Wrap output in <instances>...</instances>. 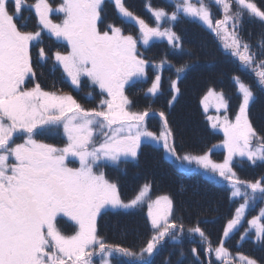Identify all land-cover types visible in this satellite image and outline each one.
<instances>
[{"label":"snow or ice","instance_id":"obj_1","mask_svg":"<svg viewBox=\"0 0 264 264\" xmlns=\"http://www.w3.org/2000/svg\"><path fill=\"white\" fill-rule=\"evenodd\" d=\"M113 2L123 23L138 26V37L125 35L114 24L101 29L105 0H62L56 8L49 0H35L28 7L34 10L38 31L17 26L25 0H0V264H94L96 257L100 264H112L110 258L114 256L151 264L165 238L180 243L185 226L172 220L173 201L167 195L148 203L153 234L139 253L107 244L98 235V217L108 211L128 214L143 205L150 189V185H144L133 199L125 202L117 185L100 169L136 161L145 143L162 148L166 156L181 163H195L206 175L212 174L210 180L222 178L231 188V198L243 199L224 227V238L241 225L246 209L258 200L264 201V182L242 181L233 171L235 157L246 158L252 164L264 162V136L257 133L249 119L256 97L239 77L233 78L239 93L234 120L227 115L229 104L222 92L210 88L201 101L207 111L205 102L211 97L217 111L223 109L226 113L222 118L209 117L214 121L212 128L224 133L227 155L221 163L207 153L177 155L175 136L165 113H159V132L151 131L147 127L149 111H131V101L124 94L125 85L146 78L149 61L138 52V44L148 46L152 40L166 39L174 51H183L180 37L171 27L161 30L162 21L172 24L181 14L199 21L213 33L225 53L237 60L242 70L251 72L264 91V60H257V54L239 34L246 14L264 23V11L251 0H211L223 16L214 22L205 0H177L171 14L147 5L156 23L152 27L129 11L123 0ZM53 13L62 14L59 23L51 18ZM43 31L66 43V52L53 54L51 70L62 68L64 77L76 90L84 78L91 87L98 88L99 95L105 98L95 107L86 108L69 94L46 91L37 82L31 49L40 43ZM258 47L264 51V39L258 41ZM37 55V64H47L49 56L44 48H39ZM166 62L161 61L160 66ZM186 67L176 68L177 78ZM160 81L161 76L156 75L146 95L155 97ZM171 89L179 92L177 81H172ZM175 98L173 95L172 100ZM86 99L91 101L92 94ZM61 130L63 147L37 139ZM18 138L22 142L17 143ZM70 163H78V167H70ZM61 222L70 223L74 231L65 234L59 227ZM248 224L255 230L256 242H264V209ZM187 232L198 235L201 243L207 245L206 256L214 253L219 264H232L223 240L213 248L199 226L188 228ZM192 252L199 262L196 249ZM239 259L244 264H256L244 256Z\"/></svg>","mask_w":264,"mask_h":264},{"label":"rangeland","instance_id":"obj_2","mask_svg":"<svg viewBox=\"0 0 264 264\" xmlns=\"http://www.w3.org/2000/svg\"><path fill=\"white\" fill-rule=\"evenodd\" d=\"M61 2L62 0H49V3L53 6V8L58 7ZM176 2L177 0H132L131 5L134 7H132L133 9L128 8V10L131 11L135 16L139 17L140 19H143L147 24H149V26L155 27L156 23L154 21L151 12L148 10L147 5L150 4L153 9H164L166 12L171 14L173 11H175ZM195 2L196 0H193V3ZM33 3H35V0H25V7L22 9L20 17L16 20L17 26L21 27L22 30L25 31L39 30L35 13L34 14L32 13L34 12V10L28 7ZM205 3L208 4V6L210 7L214 22L215 20L223 18L221 10L214 3H212L211 0H205ZM10 9H11V2H10ZM25 10H30V12ZM233 10L235 11V5L233 6ZM101 15H102L103 23L100 25V27L102 30L106 27V25L114 24L117 27H121L125 35H132L134 37L139 36L138 26H134L132 24L124 25V23L122 22L121 18L118 15L113 0H105L104 10ZM51 18L53 19L54 22L59 23L63 17L62 14L53 13ZM250 19L258 20V19L250 18L246 14L244 16L243 21L246 22ZM168 27H171L172 31H174L179 37L180 35L178 33V29L187 27L191 30V33L194 36H192V39L190 41L186 39L184 41L180 37L183 47L182 52L179 50L174 51L171 48V46L167 43L166 39L152 40L150 41L148 46L138 44V52L141 54L142 58L149 61V64L145 69L146 78L135 80L125 85L124 94L131 101V105H130L131 111H144V110L149 111L150 115L147 118V127L151 131L157 133L159 132L162 124L159 117V113L160 112L165 113V116L167 117V120L169 122V126L173 130L175 136V146H176L177 155L181 157L186 153H190L191 155H204L202 154L201 151L210 144L209 133L207 131L209 129L206 126H210L211 130L219 133L221 137L220 138L217 135L218 136V138H216L217 145L216 146L214 145L210 151V152H213L214 150L216 151L212 160L217 163H221L223 162L225 156L227 155V152L223 147L224 133L219 128L217 129L212 128L211 125L214 121H210L209 117L215 118L219 116L222 118L226 113L223 109L217 111L216 101L211 97L208 99V101L205 102L208 106L207 111H205L204 104H202L201 101L203 100L204 96L208 93V90L210 88L214 89L216 92H222L229 104L227 115L229 119L234 120L235 113L237 112L239 107V93L233 78L234 77H239L240 79L242 78V75L237 74L238 70H242L241 66L239 65V62L234 58H232L230 55L229 57L226 56L220 40L216 38L213 33L207 30L199 21H194L185 18L181 14V18L172 24H169L166 20L161 22V30ZM244 34L247 43L250 42V39H248V37H250L251 34L248 32H244ZM197 35L201 36L202 38H204L203 36L210 35L211 39L215 42H211L209 40L201 41L196 37ZM215 45L218 46V48L215 47L216 48L215 49L214 48ZM41 47L45 49L46 53L49 56V60L47 64H44L43 66L37 64V59H38L37 54L39 48ZM56 51L66 52L67 51L66 43L58 42L56 38L50 36L47 33V31L41 32L40 43L32 47L31 49L33 65L37 72V82H39L41 84V87L46 91H57L58 93L61 94H69L72 95L75 99H77V101L80 102L84 107L86 108L95 107L99 103V100L105 97H99L100 96L99 89L91 87L89 81L86 78L82 79L79 90H76L70 85V81H68L65 77L62 78L65 82L62 80L58 81L56 74L54 76L48 74V71L46 70L45 66L49 64H53L52 56ZM165 60L167 62L164 63L163 66L161 67L160 66L161 61H165ZM226 61H230V64H226ZM212 63H215L213 64V67L215 69L217 68L221 70V71L219 70L218 78H216V74L211 75L212 72L210 71H212L211 70ZM185 65L187 66L186 70L179 75V78H177L176 68ZM56 70L57 72L58 71L63 72L62 68L59 67H57L55 71ZM156 75L161 76L160 90L155 97H152L150 95H146V93H147V89L151 87L152 81L155 79ZM210 78H216V80ZM174 80L177 81V87L179 88L178 93H173L171 89V83ZM243 82L248 84L246 80ZM209 83H211V86ZM31 86H32V82L29 81L28 87ZM249 86L252 88L255 94L256 91L253 89L251 85ZM93 90L98 92L93 93ZM89 93H91L93 97L91 101L85 100V96H87ZM196 94H197L196 97L197 105L194 101ZM173 95H175L176 97L174 101L172 100ZM255 97L256 99L251 104L249 109V119L253 127L256 129L257 133L262 136L261 133H264V112H259L260 111L259 109L257 110V108H259V106L257 107V105L262 99L259 98L256 94ZM169 101H172L171 105L169 104ZM193 102L195 103V107H196L195 111L197 109L196 112L197 119L201 121L200 125L202 126L200 133L197 135L198 136L197 138L201 143L200 145H196L195 146L196 148L188 151V149H190L191 146L190 145L188 146L189 143L186 141L187 139L185 140V138L186 137L189 138L190 134H187L188 133L187 131H189L190 129L192 130L193 127L192 128H189L190 126L187 127L184 122L180 126L176 124V120L174 119L179 118L180 116L183 119L188 115L187 118L189 120H192L193 113H192V109H190V106L193 104ZM253 104L255 107H257L255 113L251 110ZM259 105L263 106V111H264L263 103H260ZM180 107H184V108H181L179 110ZM259 114L263 118H261ZM37 139H40L46 143L53 144L55 146L59 144L61 145V147H63L65 143V140L62 135V130L54 135L39 136L37 137ZM16 142L17 143L22 142V138H18ZM145 144L144 147H142L139 150L138 158L136 160V163L139 166V170H137L136 173L142 170L145 171L147 169L148 162H152V165H154L156 168L159 169L170 168V172L172 171V168L174 166H177L179 170H188L190 169L191 166L197 167L195 163L192 164H188L187 162L181 163V161L179 160H175L172 157L166 156L162 148L157 149L152 145H149L147 143ZM164 158L167 161L164 160ZM235 163H238L236 165L237 171L235 170L234 167H233V171L236 173L237 177H239L240 180L246 182H255L257 180H261L262 182H264V162H257L256 164H252L246 158L241 159L239 157H235L233 161V166ZM186 164L189 165V168L186 166ZM130 165H131L130 162L129 163L127 162V164H124V162H122L119 164L118 167L105 166L102 169H100L105 173L106 178L110 182H113L117 185L121 199H123L125 202L133 199L139 193L142 187L146 184L152 186V189L150 188L151 191L154 190L152 183H143L144 185L143 184L140 185V182L144 180V178H139L138 180L137 178L135 179L133 177V174L130 173ZM69 166L78 167V163H70ZM165 171L167 172L168 177L161 175V179L159 181L174 182L175 176H172L169 170H165ZM175 172H176V168H175ZM201 172L207 178L212 175L211 173H208L206 175L204 173V170ZM217 180L221 181L224 186L228 187L229 189L228 192L231 197V188L229 187L228 183L218 176H216L213 179V181L216 182L217 184H221ZM129 188H131V192L130 194L127 195L126 193ZM150 189L148 192V196L145 202L143 203V205L135 210H132L128 214H123V213L113 214L112 211H108L106 213H103L100 217H98L97 220L98 235L105 241V243L107 242V244L116 245V242L114 240L111 231V228L113 229L112 226L114 225L113 223L114 220H122L127 223H132L134 218L136 221L137 215H141L142 218L144 219L142 221L143 222L146 221L149 228L151 229V232L144 235L141 234L140 236L141 240L139 239L140 243H138L139 244L138 247L140 245L142 246V248L146 246L148 240L151 238L153 234L151 224L147 216L148 203L151 201H155L156 198L160 196L167 195V194L163 195L161 193H158L157 191H155V193L151 195ZM167 196H169L170 199L173 201V197L170 194ZM232 201L234 202V211L230 217L231 219L235 215L236 208L239 207L241 203H243V199L235 198L232 199ZM261 209H264V201H260V200H258L253 207L246 209L245 216L242 220L241 225L238 226V228L233 232L234 235H230V237L226 238L227 242L231 241L233 243V245L230 248H232L234 251H231L229 250L228 247H225L228 249L230 253V259L232 260V264H244V262L239 259L240 256H244L251 260H254L256 264H264V242L261 243L256 242L255 230L250 228V225L248 224V221L256 217L260 213ZM173 210L174 211L172 214V220H175L177 216L175 213L176 211H175L174 202H173ZM59 227L63 232H65V234H71L74 231V228L70 223L61 222L59 224ZM219 235H217L216 238H214V240L218 239L219 241L220 240L218 238ZM242 236H245L243 240L241 239ZM189 237L191 238L193 236L189 235ZM167 241H170V238H167L165 241L162 242V245L158 248L154 257L152 258L151 264H178L179 263L178 260L181 259V252H183V258L186 254L189 256V252L187 250L188 246L186 245V243L184 244L185 248L184 247L180 248L181 251L180 250L172 251V249H174L172 245H170L171 250L167 249L166 247H163V245ZM252 250H254V256H252ZM246 251H248V253H245ZM249 253H251L250 255L252 256L251 258L249 256ZM196 254L199 257V260L202 261V258L199 256V253L196 252ZM110 259L112 261V264H118L117 260H120V257L114 256L113 258ZM128 259H129L128 264H132V263L134 264L135 262L134 260L130 258ZM207 260H208L207 264H209V261H211V263L219 264V262L216 260L215 254H214V259H212V255H211V256H207ZM94 264H100L99 257L94 258Z\"/></svg>","mask_w":264,"mask_h":264},{"label":"trees","instance_id":"obj_3","mask_svg":"<svg viewBox=\"0 0 264 264\" xmlns=\"http://www.w3.org/2000/svg\"><path fill=\"white\" fill-rule=\"evenodd\" d=\"M130 1L132 2V0ZM251 1L257 5L258 9L264 11V0H251ZM126 5H129L128 0L126 1ZM132 7L134 6L130 4L129 8ZM244 32H248L251 34L250 37H248V39H250V42H248V44L251 46L252 51L257 54L256 55L257 60H264V51H262L258 47V41L264 39V23H261L260 21L253 19H250L246 22L243 21L242 26L239 30V34L242 37L243 41L247 42ZM178 33L184 41L185 39L190 41L192 39V36H194L192 35L191 30L187 27L178 29ZM187 37L190 39H188ZM196 37L201 41L209 40L211 42H215L211 39L210 35L203 36L204 38H202L199 35H197ZM215 47L218 48V46L216 45L214 46V48ZM226 56L229 57L228 54H226ZM213 64L215 63H212L211 65L212 67L211 68L212 71H210L212 72L211 75L216 74V78H218L219 76L218 73L220 69L217 68L215 69L213 67ZM226 64H230V61H226ZM237 74L242 75L241 79L243 81L246 80V82L253 87V89L256 91L255 94L262 99L259 102V104L263 103L264 105V91H261L257 86L253 74L245 70H238ZM216 78H210V79L216 80ZM209 84L211 86V83ZM196 97L197 94L195 95V100H194L195 103H196ZM195 103L193 102V104L190 106V109H192V113H193L192 120H189L187 118L188 115L183 119L181 118V116L179 118L174 119L176 120V124L180 126L184 122L187 127L188 126H190L189 128L193 127L192 130L190 129L189 131H187L188 132L187 134H190L189 138L187 137L185 138V140L187 139L186 141L189 143L188 146L189 145L191 146V148L188 149V151L192 150L196 145H200L201 143L197 138L198 137L197 135L200 133L202 126L200 125L201 121L197 119V115H196L197 109L195 111L196 108ZM259 104L257 105V107L259 106V108L255 107L253 104L251 110L254 113L256 108L257 110L258 109L260 110L259 112H264L263 106ZM181 108L184 107H180L179 110ZM261 118L263 117L261 116ZM206 127L209 129L207 131L209 133L210 144L207 147H205L201 152H204L206 149H209L213 145H215L216 138H218V136L220 137L219 133L211 130L210 126H206ZM261 134L262 136H264V133ZM164 160L166 159L164 158ZM164 169L169 170L170 172V168L159 169L156 168L154 165H152V162H148L147 169L145 171L142 170L136 173V171L139 170V166L137 165L136 161H131V165H130V173L133 174V177L135 179L137 178L138 180L139 178H144V180H142L143 182L142 181L140 182V185H142L145 182L147 183L150 182L153 184V189H154L153 194L155 193V191H157L158 193L161 194H168V195L170 194L173 197V201L175 203V211H176L175 213L177 216L174 221L178 223H183L185 226L184 233L179 237L181 238L180 243L178 244L173 243L170 240L165 242L163 247H166L167 249L171 250L170 245H172L174 248L172 249V251H178V250L181 251L180 248L184 247V244L186 243V245L188 246L187 250L189 252V256L186 254L183 259H179L178 264H199V262H202V264H207L208 260L205 254V249L207 245L201 243L200 237L198 235H195L190 238L187 229L191 227L199 226L204 231L208 241L211 242L212 247L215 248L219 246L223 239L222 235H223L224 227L226 226V221H228V219L231 217L234 211V202L232 201V198L230 197L227 188L218 185L213 180L205 179V177L202 174H195L196 173L195 171H194V184L191 183L186 184L185 178L184 179L181 178V176H183L182 174L180 175L178 174L179 177H177V173L179 172V169L176 168L177 173H175L174 167L172 168L170 174L172 176H175V181L161 182L159 181L161 179V175L168 177L167 172ZM142 220L144 219L142 218L141 215H137L136 221L134 218L132 223H127L122 220H114L113 221L114 225L112 226L113 229L111 228V231L114 240L116 242V245L129 248L132 251L139 253L140 249L142 248L141 245L138 247L139 245L138 243H140L141 240L140 238L141 234L144 235L151 232V229L149 228L146 221L143 222ZM217 235H219L218 237L220 239L219 241L218 239L214 240V238H216ZM231 245H232L231 242H228V245L227 243L224 242V246L228 247L229 249H232L230 248ZM193 248H195L196 252L199 253V256L202 258V261L199 260L198 262L196 260L192 252ZM245 253H248V251H246ZM250 255L251 253H249V256ZM252 256H254V250H252ZM128 260H129L128 258L120 257V260L117 261L118 264H128L129 263ZM134 264H137V262L135 261Z\"/></svg>","mask_w":264,"mask_h":264},{"label":"flooded vegetation","instance_id":"obj_4","mask_svg":"<svg viewBox=\"0 0 264 264\" xmlns=\"http://www.w3.org/2000/svg\"><path fill=\"white\" fill-rule=\"evenodd\" d=\"M127 6V8H129V5H126ZM25 11H27V10H25ZM45 68H46V70L48 71V74H50V75H55L56 74V76H57V80L58 81H60L62 78H64V75H63V72H61V71H58L57 72V70L56 71H52L51 69H52V64H49V65H47V66H45ZM53 78V77H52ZM92 91V90H91ZM90 91V92H91ZM97 93L98 91H93V93ZM75 93H77V92H75ZM99 97H101V96H99ZM85 100H87L86 99V96H85ZM41 139H43V138H41ZM46 143V142H45ZM57 147H61V145H56Z\"/></svg>","mask_w":264,"mask_h":264},{"label":"bare ground","instance_id":"obj_5","mask_svg":"<svg viewBox=\"0 0 264 264\" xmlns=\"http://www.w3.org/2000/svg\"><path fill=\"white\" fill-rule=\"evenodd\" d=\"M27 11L30 12V10H27ZM32 13L34 14V12H32ZM187 181L191 182V184H194V179H188Z\"/></svg>","mask_w":264,"mask_h":264}]
</instances>
